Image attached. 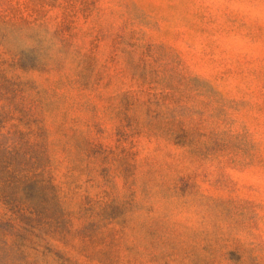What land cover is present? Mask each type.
<instances>
[{
    "label": "rangeland",
    "instance_id": "obj_1",
    "mask_svg": "<svg viewBox=\"0 0 264 264\" xmlns=\"http://www.w3.org/2000/svg\"><path fill=\"white\" fill-rule=\"evenodd\" d=\"M0 264H264V0H0Z\"/></svg>",
    "mask_w": 264,
    "mask_h": 264
}]
</instances>
